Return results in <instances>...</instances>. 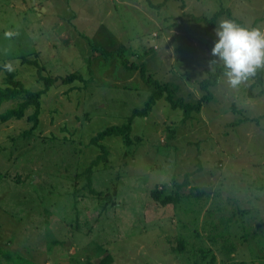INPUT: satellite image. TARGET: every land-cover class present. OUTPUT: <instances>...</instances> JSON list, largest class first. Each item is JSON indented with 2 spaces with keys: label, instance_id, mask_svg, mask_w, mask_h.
Segmentation results:
<instances>
[{
  "label": "rangeland",
  "instance_id": "1",
  "mask_svg": "<svg viewBox=\"0 0 264 264\" xmlns=\"http://www.w3.org/2000/svg\"><path fill=\"white\" fill-rule=\"evenodd\" d=\"M221 19L264 31V0H0V66L33 92L56 79L37 128L0 121L1 250L21 264H264V67L261 83L218 77L186 120L164 101L132 112L153 91L147 75L175 98L205 95ZM70 74L85 79L61 83ZM127 123L130 143L107 136L106 154L92 143Z\"/></svg>",
  "mask_w": 264,
  "mask_h": 264
},
{
  "label": "trees",
  "instance_id": "2",
  "mask_svg": "<svg viewBox=\"0 0 264 264\" xmlns=\"http://www.w3.org/2000/svg\"><path fill=\"white\" fill-rule=\"evenodd\" d=\"M221 15L220 13H216L213 17L210 18V20H207L208 23L210 25H213L217 19V17ZM206 20V19H205ZM237 23L241 24V22ZM33 64H35L33 62ZM37 65V64H36ZM38 66V65H37ZM38 73H39V78H42L41 76V67H38ZM4 70V84L5 87H0V105L3 102L6 101H12L14 99L20 98L21 101L17 103V105L13 108L8 109L5 113L0 115V121L3 122H7L11 119H22L23 117H26V120H28L29 122H31L33 124L34 127L37 128V125L39 124L40 121V114H41V101H40V97L42 95V93H45L46 91L49 90V88L51 87V85L54 84V82H56V79H52V78H48L47 80H45L44 82V89L40 90V91H30L28 89H26L23 84L18 81L17 79H15V73L12 72L8 67H6L5 65H1L0 66V71ZM143 74V73H142ZM143 76H145L143 74ZM223 76L222 75V69L220 66H217L215 68V71L210 73L208 77H211L210 80H204L203 82L200 83L202 90L205 91V95L202 96L200 99H198V101L196 102H191V101H184L182 98H175L172 89L167 86V85H162L160 84L158 81H156L155 79H153V77H151L150 75L145 76V82L148 84L149 87H153V91H151V94L149 95V97L147 98V100L144 103L143 108H141L140 110H137L136 108L132 111L138 115L141 116H147L148 113L150 112V110L152 109V107L156 104L157 101H159L160 99H164L172 109L175 110H180L182 112V119L186 120L191 116V113L196 112L198 113V111H200V109L202 108V105L204 102H208L211 100V93L208 91V88L213 85L215 83V81L218 79V77ZM262 78H263V67L258 68L256 70V72L250 76H248L246 79H252L254 80L256 83H261L262 82ZM85 78H82L79 75L76 74H70L64 78H62L60 81L61 83H67V82H72L74 80H83ZM33 108L32 112L30 114H28L27 116L25 115L26 110ZM251 121H256L255 123L258 124L259 123V118H252ZM64 131L66 130V128H62ZM130 130V125L129 123L127 124H123L120 126H110L105 128L104 130H102L101 132H99L95 139L91 140L93 144H97L100 142V140H102L103 138L116 134V135H121L123 136L125 143H130V140L128 138V131ZM27 135H31L30 133H26ZM98 147L101 148L102 152L104 154H106L105 148L103 147V145H98ZM104 156H98L95 160H92L91 163L89 164L88 169H90L91 172V168H93L94 166H96L98 164V162L103 158ZM18 180V179H17ZM92 193H94L93 190H91ZM161 191L159 192H152L151 196L157 200V201H161L164 205L165 204H172L175 205L178 200H179V195L178 194H171V195H167L164 196L162 199H160V195ZM203 194L202 190H199L196 193H193L192 195H195L196 197H200V195ZM98 195V194H97ZM100 196V193H99ZM110 200V197L107 195H104V199ZM48 216V215H47ZM185 247V243L183 242V240H178V245L176 248H174V250L177 251V254H182L186 249ZM99 251H102L101 246H97V251H95L94 254L99 253ZM104 250L101 252L103 253ZM200 252H202L200 250ZM92 255V254H91ZM0 261H5L7 262V264H21V263H30L26 258L22 257L20 254H17L15 251H10V250H1L0 249ZM112 258L109 254H106V256H104L99 262L98 264H109L111 263ZM214 262V257L212 256L209 264ZM32 263V262H31ZM1 264V263H0ZM4 264V263H3ZM85 264H91V261L89 258L86 259Z\"/></svg>",
  "mask_w": 264,
  "mask_h": 264
},
{
  "label": "clouds",
  "instance_id": "3",
  "mask_svg": "<svg viewBox=\"0 0 264 264\" xmlns=\"http://www.w3.org/2000/svg\"><path fill=\"white\" fill-rule=\"evenodd\" d=\"M214 32L217 39L210 49L214 58L209 63H219L228 87L235 88L258 68L264 67V31L221 19Z\"/></svg>",
  "mask_w": 264,
  "mask_h": 264
},
{
  "label": "crops",
  "instance_id": "4",
  "mask_svg": "<svg viewBox=\"0 0 264 264\" xmlns=\"http://www.w3.org/2000/svg\"><path fill=\"white\" fill-rule=\"evenodd\" d=\"M21 4H23V3H21ZM16 3L13 1L12 2V4H11V6L13 7V8H15L16 7ZM24 7V6H23ZM77 14H78V12H77ZM102 25V24H101ZM159 101H164V102H166L164 99H160ZM167 103V102H166Z\"/></svg>",
  "mask_w": 264,
  "mask_h": 264
}]
</instances>
